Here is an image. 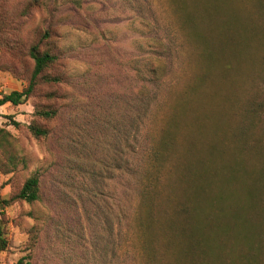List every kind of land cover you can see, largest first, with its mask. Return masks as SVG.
<instances>
[{
  "label": "rangeland",
  "instance_id": "1",
  "mask_svg": "<svg viewBox=\"0 0 264 264\" xmlns=\"http://www.w3.org/2000/svg\"><path fill=\"white\" fill-rule=\"evenodd\" d=\"M27 1L0 0V10L18 18L21 46L51 26L59 67L69 77L63 90L73 102L62 127L44 141L27 129L42 98L0 107V128L27 162L0 172V198H9L33 169L44 171L40 201L0 209L9 238L0 264L25 255L31 264H170L176 237L161 226L177 215L175 199L188 207L185 222L210 225L211 236L202 240L209 264H264V0L261 11L254 0H185L186 28L168 0H42L24 15ZM12 32L4 36L13 46L0 49L2 62L18 56ZM159 39L164 73L141 94L136 71ZM7 90L0 85V94ZM139 94L151 112L137 128ZM173 112L177 138L152 209L164 213L149 218L144 235L133 186L151 135ZM108 117L118 121L107 125ZM67 135H76V146L65 147ZM171 177L194 187L166 190Z\"/></svg>",
  "mask_w": 264,
  "mask_h": 264
},
{
  "label": "trees",
  "instance_id": "2",
  "mask_svg": "<svg viewBox=\"0 0 264 264\" xmlns=\"http://www.w3.org/2000/svg\"><path fill=\"white\" fill-rule=\"evenodd\" d=\"M184 1L168 0L170 7H172V12L176 17V23L182 28H186L187 23L184 15L188 16L186 13L188 12V8L185 6ZM253 3V9L261 11V1L254 0ZM43 4L42 0H28L24 5L23 14L27 15L32 8L40 7ZM19 25L18 18L13 20L10 18L9 13L0 10V49L4 46H13L10 44L12 39L4 37L8 29L13 31V39L18 40L15 32ZM53 34V29L51 26H48L40 31L28 44L21 46L18 40L13 47L18 56L14 53L10 57V60L0 61L1 71L9 73L13 78L24 81V85H22L20 90H11L0 94V106L6 103L16 106L24 103L31 97L42 98L43 101L34 104L33 118L27 124V129L35 139L43 141L51 140L56 130L62 127L64 121H66L64 117L68 115V112L70 113V105L73 102L69 93L63 90V86L69 84V77L59 67L61 65L62 53L57 40L52 39ZM188 35V38L192 37L190 32ZM153 45L156 48L151 52V55L154 56H150L149 62L145 63L143 68H139L136 71L137 78L142 81L139 87L141 94H143L142 90L147 87V84L153 85L159 81L165 69V60L163 58L166 53V47L164 41L162 39L155 40ZM134 104L136 106L133 109L132 120L137 121L138 128V125L144 122L147 113L150 116V100H145L139 94ZM109 117L111 116L109 115ZM109 117L104 122L107 125L118 121V118L112 117L109 120ZM170 118L167 121L164 119L160 120L155 132L151 135L149 147L145 149L146 158L144 164L139 167V180L137 179L136 186H133L135 187L134 190H139L137 195L138 210L135 214L138 220V229L144 235L150 233L152 228V223L146 224L147 221L150 222L149 218L151 219L155 214L162 215L164 213L162 208L156 209L155 212L152 209L156 206L154 191L160 190L158 186L161 181V175L164 171L169 151L172 149L174 140L177 138L175 132L178 130V120L174 112ZM13 123L15 126L19 125L18 122L14 121ZM113 124L111 128L115 131ZM76 135L74 137L68 135L62 137L65 147L77 145L78 140H76ZM125 139V134L123 133L122 147H124ZM13 141L12 135L4 128H0V172L3 174L12 173L16 168L17 162H21L23 167L27 166L26 159L23 156L20 158L19 155L15 154ZM84 143L86 149V139H84ZM43 173L44 171L40 167L30 171V174L22 181L21 186L9 198H0V209L8 207L15 201L27 203L40 201ZM176 186L178 190L179 187L182 190H192L194 187L187 179L184 181L179 177H171L168 189L166 190H175ZM164 188L165 186L163 185L162 190ZM169 196L173 195L169 194L167 196L168 202L171 198ZM175 201L174 208H172L176 211L177 215H174L173 219L171 218L170 221L161 226L164 233L170 238L176 237V242L171 249L170 256L174 260L172 259L170 264H174L175 259L180 260L176 262L179 264H209V254L202 240L211 236L210 225L185 222L184 220L189 217L188 207H185L183 203L178 202L176 199ZM161 227H156V229L160 231ZM29 235L31 237L30 233ZM31 239L33 238L31 237ZM8 244L9 238L7 236L6 222L0 217V253L6 250ZM141 251L147 254V256L150 255L152 260V255L148 253L150 252L148 248L142 246ZM13 264H31V262L29 257L25 255L18 258Z\"/></svg>",
  "mask_w": 264,
  "mask_h": 264
},
{
  "label": "crops",
  "instance_id": "3",
  "mask_svg": "<svg viewBox=\"0 0 264 264\" xmlns=\"http://www.w3.org/2000/svg\"><path fill=\"white\" fill-rule=\"evenodd\" d=\"M0 85L2 87H5L8 89L7 91H5L6 93L11 91V90H20L21 89V82L20 81L14 79L9 74L2 73V72H0ZM5 105H8V103H6L0 107H3Z\"/></svg>",
  "mask_w": 264,
  "mask_h": 264
}]
</instances>
